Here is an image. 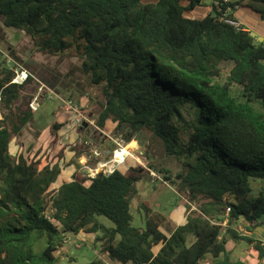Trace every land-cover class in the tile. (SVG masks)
Wrapping results in <instances>:
<instances>
[{"label": "trees", "instance_id": "obj_1", "mask_svg": "<svg viewBox=\"0 0 264 264\" xmlns=\"http://www.w3.org/2000/svg\"><path fill=\"white\" fill-rule=\"evenodd\" d=\"M201 1L0 0L3 27L25 32L43 53L79 59L100 94L98 133L121 129L127 143L146 132L180 164L174 175L150 160L93 177L74 168L63 178L71 160L62 148L43 166L12 156V138L34 119L29 103L17 104L33 74L14 82L15 68L1 62L0 264H57L68 234L80 231L120 264H200L208 256L249 264L230 256V240L264 258L254 231L262 226L264 236V40L234 16L246 7L264 20V0H211L203 17L185 13ZM63 125L52 124L53 141ZM150 170L186 201L184 220L167 233L164 217L145 205L143 225H132L135 183ZM84 264L110 263L96 256Z\"/></svg>", "mask_w": 264, "mask_h": 264}, {"label": "rangeland", "instance_id": "obj_2", "mask_svg": "<svg viewBox=\"0 0 264 264\" xmlns=\"http://www.w3.org/2000/svg\"><path fill=\"white\" fill-rule=\"evenodd\" d=\"M245 18L239 16L237 22L243 27L254 31L258 30L261 35L264 34V20H260L258 15H256V19L250 13L245 14ZM1 62L2 67L15 68L14 71H16L15 66L18 65L17 67L20 66L26 72L33 74L32 83L28 84L20 95L17 103L19 108L25 109L27 104L30 105L33 101V97L37 94H33L32 97L31 94L39 85L38 81L44 86L40 92L43 93L46 86L52 88L46 89L45 96L38 101V108L36 104H33V107H36L33 113V121L12 138L10 142L12 156L22 153L28 160L38 161L39 166H43L46 163H53L59 157L58 152L62 148L61 156H64L67 161L71 160V165L63 168V178L69 177L74 168L92 175L100 169L97 163L99 159L104 162L112 156L110 151L116 147L114 141L110 139L112 137L130 151V155L125 161L118 165L121 170H125L134 164L148 166L150 160L167 167L172 175L179 169L180 164L175 159L164 155L160 142L153 141L151 143L149 134L146 132L134 136V139L125 143L121 138V129L106 130L108 132L106 135L109 137L105 136L104 142H100L101 137L97 135L98 132L95 128V115L98 111L95 101L98 100L100 94L95 87L90 86L87 76L80 69V62L77 57L68 54L51 55L43 53L34 47L28 34L18 29L3 27L0 20ZM59 96L65 100H71L72 104H78L79 112L91 122L84 123L81 120L75 122L74 113L71 109L62 107L63 102ZM56 111L59 112L57 117ZM54 122L64 125L58 130V135L53 141L51 126ZM77 130H80L79 133L82 135L79 136ZM75 141L79 144L78 151H72L69 147ZM94 149L100 151L99 156L92 155ZM154 156L156 158L152 159ZM108 168L107 165L102 167L105 171H108ZM135 188L137 193L130 199V212L133 216L132 225H143L144 210L142 205L164 217L161 229L165 233L184 220L187 213L186 201L183 195L177 192L175 184L163 182L159 177H148L137 181ZM98 219L108 227L113 226V223L104 216H98ZM260 228L262 226L254 229V231L257 230L259 238L264 240V236L261 234L263 228L262 230ZM92 240L93 235L90 233L68 234L64 245L57 251L59 256L57 264H84L96 256L106 259L110 264H120L117 261L107 259V256L100 252L99 245L93 244ZM226 247L233 259H241L249 264H262L264 262V258L260 259L257 252L242 241L233 242L230 240ZM217 260L208 256L201 260L200 264H217Z\"/></svg>", "mask_w": 264, "mask_h": 264}, {"label": "built area", "instance_id": "obj_3", "mask_svg": "<svg viewBox=\"0 0 264 264\" xmlns=\"http://www.w3.org/2000/svg\"><path fill=\"white\" fill-rule=\"evenodd\" d=\"M237 25H239L238 24V22H235ZM18 68V67H17ZM16 68V75H15V77L13 78V80L12 81H14V82H17V83H21V82H23L24 81V79L26 78V76H27V73H26V71L25 70H22V69H17ZM42 87H44L43 86V84H41L39 87H38V92L36 93L37 95H35L34 97H33V101L30 103V106L33 108V109H36V107L38 108V106H39V99L41 98V97H44L45 96V93H46V88H45V91L42 93V92H40V90H41V88ZM41 94H42V96H41ZM60 97V96H59ZM38 98V99H37ZM60 99L62 100V102H63V106L62 107H64L65 109H71L72 110V112L74 113V121L75 122H78V121H82V122H87L88 123V121H90L91 122V120H89V119H87L86 118V116L85 115H83V114H81L80 112H79V110L77 109V106H78V104H76V103H74V104H72V101L71 100H65V99H63V98H61L60 97ZM37 101V102H36ZM33 104H36V107H33ZM106 137H109L108 135H106ZM110 139H112L113 141H114V143L116 144V147L114 148V149H112L110 152H111V157L108 159V160H106V161H104V162H101L100 161V159H99V161L97 162L98 163V165L100 166V169L99 170H96L95 171V173L94 174H92V175H90L89 173H86L88 176H95L98 172H103V173H105V174H110L112 171H114L116 168H118V165L120 164V163H123L124 161H125V159L130 155V151H129V149H126V148H124L123 147V145H121L120 144V142H118V141H116V140H114L112 137H110ZM124 141V140H123ZM124 149H126V152H125V155L122 157V159H120V160H117L116 159V156H115V152L116 151H118V150H124ZM95 155V156H99L100 155V151L99 150H97V149H94V150H92V155ZM91 155V154H90ZM91 155V156H92ZM109 166V168L107 169L108 171H105L104 169H102V167L103 166ZM83 167H85L84 165H82ZM83 172V171H82ZM84 173V172H83ZM150 176L151 177H155V178H160V176L155 172V171H153V170H150ZM78 247H79V245H77Z\"/></svg>", "mask_w": 264, "mask_h": 264}, {"label": "crops", "instance_id": "obj_4", "mask_svg": "<svg viewBox=\"0 0 264 264\" xmlns=\"http://www.w3.org/2000/svg\"><path fill=\"white\" fill-rule=\"evenodd\" d=\"M146 1H156V0H146ZM210 2H211V0H202L201 1V3L199 4V5H196L194 8H192L191 10H189V11H186L185 13L188 15V16H190V17H196V18H200V17H203L206 13H208L209 11H210V9H211V7H210ZM188 3V0H182V4H184V5H186ZM252 14V15H254L255 16V18H256V15H258L257 13H255V12H253L252 10H250L249 8H246V7H238V8H236V9H234V16H235V18H236V20L238 19V17L239 16H241V17H243L244 19H246L245 18V14ZM259 17V16H258ZM257 19V18H256ZM260 19V18H259ZM261 20V19H260ZM239 24V23H238ZM246 30H249V31H251V32H254L255 34H256V36L257 37H263V40H264V34H262L261 35V33H259L260 31H254V30H251V29H249V28H246V27H244ZM59 112H57L56 111V113H55V115H56V117L59 115L58 114ZM87 130V129H86ZM77 132L79 133L80 132V130L78 131L77 130ZM97 135L98 136H100L101 137V143H103L104 142V140H105V133L103 134V133H101V132H99V133H97ZM96 135V136H97ZM110 150V149H109ZM257 228H259V227H257ZM260 230H262V228H260ZM81 232V231H80ZM80 232L79 233H77L76 235H79L80 234ZM91 234V233H90ZM93 235V234H92Z\"/></svg>", "mask_w": 264, "mask_h": 264}, {"label": "bare ground", "instance_id": "obj_5", "mask_svg": "<svg viewBox=\"0 0 264 264\" xmlns=\"http://www.w3.org/2000/svg\"><path fill=\"white\" fill-rule=\"evenodd\" d=\"M125 152H126V149L116 151L115 153L116 159L117 160L122 159V157L125 155Z\"/></svg>", "mask_w": 264, "mask_h": 264}, {"label": "water", "instance_id": "obj_6", "mask_svg": "<svg viewBox=\"0 0 264 264\" xmlns=\"http://www.w3.org/2000/svg\"><path fill=\"white\" fill-rule=\"evenodd\" d=\"M212 14H214V13H212ZM250 34L252 35V36H254V37H256V34L254 33V32H251L250 31ZM259 41H262L263 40V37H256ZM17 69H19V67L17 68ZM262 219H264V214L262 215ZM261 227V226H260Z\"/></svg>", "mask_w": 264, "mask_h": 264}]
</instances>
